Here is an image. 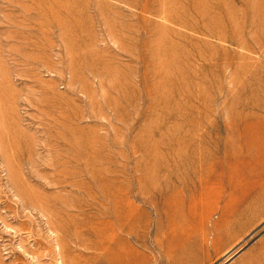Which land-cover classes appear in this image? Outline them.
Returning <instances> with one entry per match:
<instances>
[{"label": "rangeland", "instance_id": "1", "mask_svg": "<svg viewBox=\"0 0 264 264\" xmlns=\"http://www.w3.org/2000/svg\"><path fill=\"white\" fill-rule=\"evenodd\" d=\"M0 264H264V0H0Z\"/></svg>", "mask_w": 264, "mask_h": 264}]
</instances>
